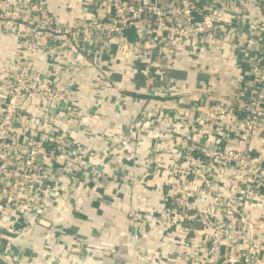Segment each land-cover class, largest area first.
Instances as JSON below:
<instances>
[{"label": "built area", "instance_id": "built-area-1", "mask_svg": "<svg viewBox=\"0 0 264 264\" xmlns=\"http://www.w3.org/2000/svg\"><path fill=\"white\" fill-rule=\"evenodd\" d=\"M44 1L0 0L2 31L21 39L15 49L18 72H0V225L4 228H13L15 222L35 227L43 220L61 221L63 211L71 207L66 200L71 189L67 180L80 183L81 169L73 167V171L66 164L69 158H81V154L76 156L79 141L70 135L75 130L69 132L62 125V116L50 114L44 106L46 100L65 99L75 90L73 84L62 89L55 79L33 74L41 56L60 65L66 47L81 37L90 46L104 38L114 43L110 50L114 63L135 68L147 60L143 63L151 72L156 67L172 66L192 47V39L209 36L222 18L215 6L202 0H106V10L100 16L84 15L65 25ZM27 9L36 14L35 22L22 19ZM82 64L112 82L111 71L100 69L86 49ZM250 76V95L240 89L227 96L213 95L211 104L203 105V115L197 118V138L204 131H212L226 146L199 150L198 139L186 135L176 167L156 163L147 171V188L158 184L151 177H161L160 202L134 216L141 222L153 219L158 224L157 240L148 242L153 245L159 241L167 249L158 256L142 251V258L151 264H264V212L253 218L245 205L251 195L258 202L264 200V72ZM166 97L178 103L172 93ZM67 116L75 120L77 113L71 111ZM232 137L237 138L236 143ZM30 155L28 165L38 166L34 169L43 175L42 185L49 183L43 188L24 185L23 180L28 179L19 174L20 157ZM48 166L52 170L45 172ZM28 171L32 180L34 175ZM53 209L57 221L49 219ZM10 212L18 216L2 225V218ZM115 227L108 223L105 228ZM125 229L127 232L128 226ZM136 237L141 241L147 233ZM18 239L0 235V259L5 264H20L14 251L21 243ZM127 246H113L111 250L117 252Z\"/></svg>", "mask_w": 264, "mask_h": 264}, {"label": "crops", "instance_id": "crops-1", "mask_svg": "<svg viewBox=\"0 0 264 264\" xmlns=\"http://www.w3.org/2000/svg\"><path fill=\"white\" fill-rule=\"evenodd\" d=\"M203 1L215 6L222 16L219 27L203 40L192 39V47L170 67L147 72L143 63L147 60L135 68L114 63L110 54L114 43L104 38L90 46L81 37L78 43L66 47L60 65L41 56L33 74L55 79L62 89L73 84V93L62 100H46L44 106L50 114L62 116L63 121L69 112L77 113L75 120L64 122L63 127L69 132L75 130L70 135L79 141L96 181L93 187H79L82 197L89 198L71 205L61 221L35 227L16 222L13 228L0 225V235L20 238L17 241L21 243L14 246L20 264H151L142 258V251L145 255L165 254L167 249L159 241L153 245L148 242L157 240L158 224L153 219L141 222L134 216L160 202L162 182L158 178V184L147 188V171L156 163L176 167L184 137L199 136L197 118L203 115L202 106L211 104L213 95L227 96L234 90L250 95V73L264 72V0ZM43 3L65 25L84 15L100 16L107 7L106 0ZM22 19L35 22L37 16L27 9ZM3 29L0 23V72L15 74L19 70L15 49L21 39ZM84 49L100 69L111 71L112 82L83 66ZM169 93L178 103L166 97ZM197 139L199 150L226 146L212 131H204ZM232 141L236 143L237 138L232 137ZM258 200L252 195L246 199L247 211L253 218L264 212V200ZM54 215L53 209L49 219ZM17 216L8 213L2 225ZM108 223L115 224L116 229H106ZM28 228L33 230L27 232ZM140 232H146L147 238L139 241L136 235ZM122 244L128 246L117 252L111 250ZM0 264L5 261L0 259Z\"/></svg>", "mask_w": 264, "mask_h": 264}, {"label": "rangeland", "instance_id": "rangeland-1", "mask_svg": "<svg viewBox=\"0 0 264 264\" xmlns=\"http://www.w3.org/2000/svg\"><path fill=\"white\" fill-rule=\"evenodd\" d=\"M72 120H74V117L73 116H69L66 121H68L70 123ZM66 121H62V125L63 126H65L64 122H66ZM24 142H21V147H23L25 145ZM78 150L76 151L77 152L76 156L81 154V158L76 159V157H72V159L69 158V159L66 160V164H67V168L68 169L71 168V169H73V171H74L73 167L81 169V174H78V178L80 179V183H79V181H77V183H76L73 178H71V179L68 178V180H67V186L71 187V189L69 190V197L70 198L68 197V198H66V200L70 201L71 205H76L77 201H81L83 199H88L89 198L88 196H85V195H83L84 197H82V192L79 190V187L82 184L89 185L90 187H93L94 186L93 185V181H96L95 180L96 175L93 173L92 170H90L88 168V165H87L88 161L83 158L84 152L82 151V148H78ZM20 154L23 155V153L21 151H20ZM30 157H31V155L28 156L27 159H26V158H23L21 156L20 159H19V165H20L19 168H18L19 174H20V176H22V178L28 179V180H23L24 181L23 184L26 185V186L29 185L30 187L33 186L35 188H37V187L43 188L42 186H46L49 183H46V185L45 184L42 185L43 182H41L40 179L43 178L42 177L43 175L39 176L38 173H37V170L34 169V168H36L38 166H34L32 164L28 165V163H27V160ZM56 165H58V162H57ZM28 169H30V173H32L34 175V177L32 179L33 181L31 180V178H28L29 177L28 176V173H29ZM51 170H52L51 166H48V169H46L45 172H48V171L50 172ZM25 177H27V178H25ZM158 178L161 180V177H154V179H153V177H151L150 180L158 181ZM146 180H148V179H146ZM40 193H42V192H40ZM86 195H90V194L86 193Z\"/></svg>", "mask_w": 264, "mask_h": 264}, {"label": "water", "instance_id": "water-1", "mask_svg": "<svg viewBox=\"0 0 264 264\" xmlns=\"http://www.w3.org/2000/svg\"><path fill=\"white\" fill-rule=\"evenodd\" d=\"M69 209H70V208L68 207V210H67V211H63V212H64V214H63V216H62L63 219H65V217L67 216V213L70 211ZM54 218H56L55 215L53 216V220H54ZM54 221H57V220L55 219ZM42 223L45 224V225H48V224H49V221H47V220H43Z\"/></svg>", "mask_w": 264, "mask_h": 264}, {"label": "trees", "instance_id": "trees-1", "mask_svg": "<svg viewBox=\"0 0 264 264\" xmlns=\"http://www.w3.org/2000/svg\"><path fill=\"white\" fill-rule=\"evenodd\" d=\"M39 135H41V134H38V135L36 136L37 139H39Z\"/></svg>", "mask_w": 264, "mask_h": 264}]
</instances>
